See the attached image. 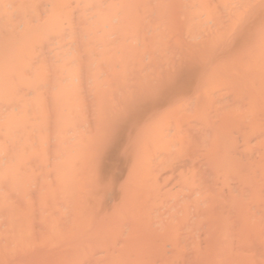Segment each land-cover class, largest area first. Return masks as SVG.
<instances>
[{
    "label": "bare ground",
    "instance_id": "6f19581e",
    "mask_svg": "<svg viewBox=\"0 0 264 264\" xmlns=\"http://www.w3.org/2000/svg\"><path fill=\"white\" fill-rule=\"evenodd\" d=\"M0 264H264V0H0Z\"/></svg>",
    "mask_w": 264,
    "mask_h": 264
}]
</instances>
